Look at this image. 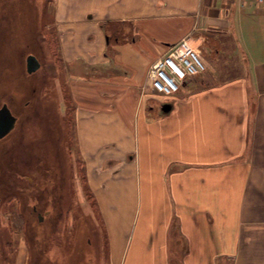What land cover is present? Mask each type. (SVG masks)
<instances>
[{"label":"crops","instance_id":"crops-1","mask_svg":"<svg viewBox=\"0 0 264 264\" xmlns=\"http://www.w3.org/2000/svg\"><path fill=\"white\" fill-rule=\"evenodd\" d=\"M54 19L109 264H264V4L56 0ZM188 38L208 72L153 95Z\"/></svg>","mask_w":264,"mask_h":264},{"label":"rangeland","instance_id":"rangeland-1","mask_svg":"<svg viewBox=\"0 0 264 264\" xmlns=\"http://www.w3.org/2000/svg\"><path fill=\"white\" fill-rule=\"evenodd\" d=\"M55 5L0 0V108L19 117L0 141V264H109L100 213L79 165ZM229 53L219 70L237 72L240 59ZM30 55L41 65L33 74L27 73Z\"/></svg>","mask_w":264,"mask_h":264},{"label":"built area","instance_id":"built-area-1","mask_svg":"<svg viewBox=\"0 0 264 264\" xmlns=\"http://www.w3.org/2000/svg\"><path fill=\"white\" fill-rule=\"evenodd\" d=\"M257 1L264 4V0ZM207 68L199 50L189 38L183 39L153 63L148 71L147 85L156 95L172 97L188 80L203 75Z\"/></svg>","mask_w":264,"mask_h":264},{"label":"water","instance_id":"water-1","mask_svg":"<svg viewBox=\"0 0 264 264\" xmlns=\"http://www.w3.org/2000/svg\"><path fill=\"white\" fill-rule=\"evenodd\" d=\"M40 69V63L38 59L30 55L27 60V72L33 74ZM168 108V107H167ZM17 124V118L12 113L11 109L4 105L0 108V141L5 139L10 133L13 132ZM40 220H43V217L40 216Z\"/></svg>","mask_w":264,"mask_h":264},{"label":"trees","instance_id":"trees-1","mask_svg":"<svg viewBox=\"0 0 264 264\" xmlns=\"http://www.w3.org/2000/svg\"><path fill=\"white\" fill-rule=\"evenodd\" d=\"M4 141V140H3ZM2 141V142H3ZM83 180H84V182H85V184H86V187H87V181H86V177L84 176L83 177ZM88 191H89V189H88ZM91 194V193H90ZM94 198V197H93ZM94 203H95V206H96V202H95V199H94ZM97 207V206H96ZM36 208V207H35ZM37 209V208H36ZM32 210H33V208H32Z\"/></svg>","mask_w":264,"mask_h":264},{"label":"flooded vegetation","instance_id":"flooded-vegetation-1","mask_svg":"<svg viewBox=\"0 0 264 264\" xmlns=\"http://www.w3.org/2000/svg\"><path fill=\"white\" fill-rule=\"evenodd\" d=\"M33 56H35V55H33ZM35 57H36V56H35ZM36 58H37V57H36ZM27 60H28V58H27ZM27 73H28V72H27ZM11 111H12V110H11ZM12 113H13V112H12ZM13 114H14V113H13ZM14 116H16V115H14ZM16 118H17V121H18V120H19V117H18V116H16ZM16 125H17V124H16ZM15 128H16V127H15ZM34 210H37V209H36V208H34ZM48 212L50 213V211H48ZM49 213H48V214H49ZM48 214H47V215H48ZM39 218H40V216H39ZM43 219H44V218H43ZM40 221H41V220H40ZM42 221H43V220H42Z\"/></svg>","mask_w":264,"mask_h":264}]
</instances>
